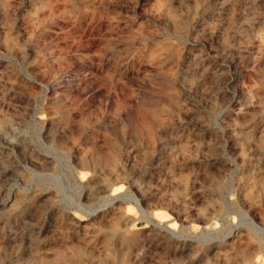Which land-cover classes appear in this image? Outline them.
Listing matches in <instances>:
<instances>
[{"label":"rangeland","instance_id":"rangeland-1","mask_svg":"<svg viewBox=\"0 0 264 264\" xmlns=\"http://www.w3.org/2000/svg\"><path fill=\"white\" fill-rule=\"evenodd\" d=\"M0 264H264V0H0Z\"/></svg>","mask_w":264,"mask_h":264},{"label":"bare ground","instance_id":"bare-ground-1","mask_svg":"<svg viewBox=\"0 0 264 264\" xmlns=\"http://www.w3.org/2000/svg\"><path fill=\"white\" fill-rule=\"evenodd\" d=\"M117 198H113V201H112V203L116 200ZM90 215H93V214H90ZM156 226H158V227H161V228H163L162 226H160L159 224H156ZM164 226V225H163Z\"/></svg>","mask_w":264,"mask_h":264}]
</instances>
